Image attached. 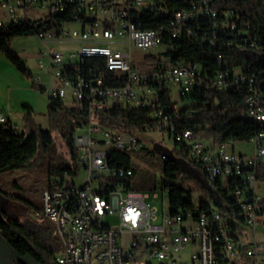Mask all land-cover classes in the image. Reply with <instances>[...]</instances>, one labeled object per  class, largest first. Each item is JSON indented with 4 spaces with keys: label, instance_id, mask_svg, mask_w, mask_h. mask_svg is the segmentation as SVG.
Segmentation results:
<instances>
[{
    "label": "built area",
    "instance_id": "2783aa9c",
    "mask_svg": "<svg viewBox=\"0 0 264 264\" xmlns=\"http://www.w3.org/2000/svg\"><path fill=\"white\" fill-rule=\"evenodd\" d=\"M215 1L201 0L190 11L176 12L168 26L145 29L140 14L153 11L156 0H0V30L31 23L45 44L55 41L81 46L77 53L51 52L49 63H39V68L56 80L49 95L64 101L71 93L73 105H87L90 115L88 123L77 126L74 134L76 163L85 172L84 183L78 187L74 178L67 177L61 187L43 193V214L55 226L61 242L59 256L52 264H264V245L244 240L246 230H254L263 216V199L256 189L258 168L264 165V133L250 140L255 147L250 157L228 152L235 140L213 146L216 149L212 151L213 147H206L194 132L182 133L176 128L171 113L178 106H164L160 93L163 87L172 90L175 86L184 97L197 87L225 93L243 86L246 116L264 122L263 101L256 84L245 74L228 71L206 81L198 65L172 64L168 59V63L159 60L139 71L131 55L133 49L151 51L175 39L195 40L200 22L205 20H210L214 28L234 31V12H223L224 20L219 22L221 14L213 8ZM40 8L50 15L42 19L37 12L35 16L33 12ZM71 25L80 29L67 30ZM203 41L211 42L204 37ZM77 57L79 61L74 63ZM89 59L103 61L105 72L97 75L87 69L78 73V66ZM116 100L125 106L152 110L145 132L175 137L181 148L187 147L190 158L201 165L209 181L211 176L241 181L233 192L239 213L230 216L215 209L199 212L195 208L194 214H165L163 223L156 224L158 213L151 200L159 199V192L167 197V189L159 186L153 194L113 189V181L130 179L133 170L111 168L110 155L118 152L132 156L142 147L135 134L96 122V113L106 111ZM8 121L0 113V125ZM12 127L20 131L14 124ZM100 197L109 198V205H101ZM111 217L119 219L117 227L106 222ZM189 247L191 258L186 261L183 252Z\"/></svg>",
    "mask_w": 264,
    "mask_h": 264
},
{
    "label": "trees",
    "instance_id": "16d2710c",
    "mask_svg": "<svg viewBox=\"0 0 264 264\" xmlns=\"http://www.w3.org/2000/svg\"><path fill=\"white\" fill-rule=\"evenodd\" d=\"M200 1L156 0L155 9L143 11L139 21L145 29H159L168 26L176 12L190 11L193 5H197ZM213 8L221 14L219 22L224 20L223 12H234L232 21L236 23V29L230 31L214 28L210 20L200 22L198 37L195 40H173L166 46L168 51L164 54L165 58L172 64L198 65L206 81L213 79L219 72L228 71L232 75L245 74L256 84L264 107V0H216ZM37 33L31 23L0 30V52L17 71L31 79V71L11 48L10 43L16 37ZM203 37L211 42H204ZM77 69L81 74L86 73L87 69L88 72L94 71L97 75L105 72L103 61L97 59H89ZM36 87L42 93L47 92V89L39 83ZM160 93L164 106L170 108L178 106V110L176 112L172 110L171 113L176 128L182 133L192 131L199 139L210 142L212 146L225 144L231 140H235L236 143L250 142L258 134L264 133V125L246 116V90L243 86L233 87L225 93L197 87L190 94L180 96L178 102L173 99L171 89L163 87ZM151 113L152 110L147 108L136 109L112 104L106 111L97 112L95 120L103 127L136 135L145 132V126L151 120ZM49 114L53 127L60 129L63 140L70 148L71 160L58 153L52 132L44 131L40 126L35 125L32 122V113L29 111L27 130L14 131L10 120L7 124L0 125V174L26 169L40 155L48 160L50 189L61 187L67 177L78 176L77 155L73 147L74 134L77 126L88 123L90 117L88 107L73 105L68 109L64 101L50 96ZM64 118L71 119L69 126L61 122ZM63 128L65 129L62 130ZM169 137L175 140L178 155L174 156L168 152L164 155L163 182L151 189L156 191L162 186L163 189L168 190L169 215L175 217L185 212L194 214L195 208H199V212L215 209L223 215L238 214L239 207L233 192L240 186L241 181L234 179L209 181L201 165L190 158L187 147L181 148L175 137ZM109 166L111 168L123 166L133 170L130 179L115 180L112 186L113 189L131 191V180L136 174V170L132 167V156L113 152L109 158ZM194 168L209 182V185L203 188L207 191L211 203L201 202L196 205L191 192L176 184L185 173L194 174ZM257 179L258 183H264V165L258 168ZM0 194L2 197L5 196L1 190ZM261 214L264 215V199L261 204ZM2 215L0 231L20 255L29 254L41 264H52L56 254L61 251L57 242L51 241L40 229L37 233L28 230L6 212ZM231 227L233 231L236 229L233 221Z\"/></svg>",
    "mask_w": 264,
    "mask_h": 264
},
{
    "label": "rangeland",
    "instance_id": "374dc122",
    "mask_svg": "<svg viewBox=\"0 0 264 264\" xmlns=\"http://www.w3.org/2000/svg\"><path fill=\"white\" fill-rule=\"evenodd\" d=\"M33 13L35 16L37 13L38 17L42 19L50 15L47 9L42 8L35 10ZM66 29L74 31L80 28L78 25H71ZM10 46L27 65L32 73V79L17 71L0 52V111L11 117L13 122L19 126L21 132L28 129V113L31 111L32 122L44 131H51L58 153L67 160H71L70 148L67 142L63 140L60 129L53 127L49 114V93L51 88L56 87V80L51 77L47 70L42 71L39 68V63H49L51 52L60 54L77 53L81 46L77 43L58 44L55 41L45 44L37 35L16 37L11 41ZM167 51L166 46L151 51L133 49L131 55L137 69L143 71L154 66L155 62L159 60L168 63L164 56ZM73 61L76 63L79 58L77 57ZM36 81L44 86L47 92H40L36 87ZM171 91L173 99L176 102L180 101L179 88L172 86ZM64 103L68 109L73 106L71 93L67 95ZM115 104L125 107L124 102L116 100ZM61 122L69 126L71 119L64 118ZM136 136L141 141L142 147L138 153L132 155V167L136 170V174L131 180V191L153 194L154 190H151L153 186L157 187L163 182V155L167 152L174 156L178 155L175 140L169 137L168 134L158 132H139ZM202 142L206 147L211 146L210 142L206 140H202ZM73 147L77 155L78 149L74 143ZM215 149L216 147H213L212 151H215ZM254 150L255 147L250 142H238L234 150L232 147L228 148L229 153L235 155L242 153L249 157L254 154ZM76 166L81 173L74 178V182L78 187H81L86 175L79 164L76 163ZM194 170V174L185 173L176 184L191 192L196 205L201 202L211 203L207 191L203 188V186L207 187L209 185L208 180L200 171L195 168ZM50 184L48 160L40 155L26 169L0 174V190L5 195L3 196L5 202L0 205V211H5L7 215L13 216L32 232L37 233L39 229L42 230L51 241L57 242L61 248L60 238L55 226L43 214L42 197L44 191L50 189ZM69 184L72 185V182H69ZM256 191L258 196L264 199V183L259 182ZM151 202L158 213L155 223L162 224L163 216L169 213L168 199L159 192V199L151 200ZM106 222L111 227L119 225L117 217H111ZM246 236L247 230L244 234V237ZM191 250L192 247H189L183 252L184 260H190ZM56 256H59V253Z\"/></svg>",
    "mask_w": 264,
    "mask_h": 264
},
{
    "label": "water",
    "instance_id": "95a60500",
    "mask_svg": "<svg viewBox=\"0 0 264 264\" xmlns=\"http://www.w3.org/2000/svg\"><path fill=\"white\" fill-rule=\"evenodd\" d=\"M5 199L0 194V204L4 203ZM5 212V211H3ZM3 212L0 211V219L3 218ZM0 264H41L36 261L31 255H20L5 239L0 231Z\"/></svg>",
    "mask_w": 264,
    "mask_h": 264
},
{
    "label": "crops",
    "instance_id": "0c3cea01",
    "mask_svg": "<svg viewBox=\"0 0 264 264\" xmlns=\"http://www.w3.org/2000/svg\"><path fill=\"white\" fill-rule=\"evenodd\" d=\"M1 114L5 115L3 112L0 111ZM6 116V115H5ZM9 118V120L14 124L16 125L13 120L11 119V117L9 116H6ZM17 126V125H16ZM19 128V126H17ZM236 145V144H235ZM210 146H208L209 148ZM211 147H213L211 145ZM234 147H232V149L234 150ZM162 151H164L162 148H160ZM244 154L242 153H239V155L237 156H243ZM244 240L247 242V243H259V244H262L264 245V215L261 217V220H260V223L258 224L257 227H255L254 230H250L247 232V236L244 238Z\"/></svg>",
    "mask_w": 264,
    "mask_h": 264
},
{
    "label": "bare ground",
    "instance_id": "6f19581e",
    "mask_svg": "<svg viewBox=\"0 0 264 264\" xmlns=\"http://www.w3.org/2000/svg\"><path fill=\"white\" fill-rule=\"evenodd\" d=\"M251 120L261 124V125H264V122H261V121H256L255 118H252V117H249ZM214 179H218V176H211V180H214ZM100 204L101 205H109V198L107 197H100Z\"/></svg>",
    "mask_w": 264,
    "mask_h": 264
}]
</instances>
